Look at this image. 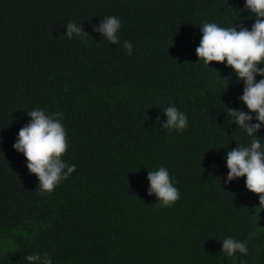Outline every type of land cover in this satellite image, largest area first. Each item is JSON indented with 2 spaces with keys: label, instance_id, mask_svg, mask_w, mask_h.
Masks as SVG:
<instances>
[{
  "label": "trees",
  "instance_id": "1",
  "mask_svg": "<svg viewBox=\"0 0 264 264\" xmlns=\"http://www.w3.org/2000/svg\"><path fill=\"white\" fill-rule=\"evenodd\" d=\"M243 3L0 0V264L33 251L53 264H240L220 251L228 235L247 241L244 264H264L259 194L243 176L223 182V156L250 139L224 123L223 104L247 111L242 82L195 54L204 22L251 26ZM108 15L120 43L93 31ZM70 20L83 38L63 36ZM170 104L188 117L180 132L160 128ZM35 107L63 113L62 158L76 165L50 194L12 148ZM161 165L180 191L170 207L147 192Z\"/></svg>",
  "mask_w": 264,
  "mask_h": 264
},
{
  "label": "clouds",
  "instance_id": "2",
  "mask_svg": "<svg viewBox=\"0 0 264 264\" xmlns=\"http://www.w3.org/2000/svg\"><path fill=\"white\" fill-rule=\"evenodd\" d=\"M242 10H247L253 18L250 27L234 26V23L224 27L217 22L199 25L202 35L195 54L208 67L210 61L223 62L225 67L231 68L236 81L242 82V94L238 100L247 111L223 104L228 117L224 123L235 124L236 129L250 139L243 145L236 143L223 156L227 169L223 182L226 184L243 176L245 188L259 194L256 207L261 210L264 209V136L257 133L264 127V0H244ZM235 13L238 16V11ZM63 26V36L69 40L74 36L83 38L87 34L75 21L70 20ZM93 31L110 44L120 43L121 20L114 15L105 16L93 26ZM123 47L131 53L129 41L125 40ZM161 113L164 117L160 122L161 129L180 132L188 126L186 114L171 104ZM26 115L29 119L19 128L12 148L23 154L26 168L35 174L40 192L50 194L76 169L75 164H69L62 158L69 146L62 122L63 113L35 107ZM157 121H160L159 116ZM146 178L148 194H154L161 206L170 207L179 200L180 191L165 166L147 171ZM219 242L225 257L235 262L239 254L240 264H244L243 257L249 252L247 241L228 235ZM24 264H53V261L47 252L33 251L24 256Z\"/></svg>",
  "mask_w": 264,
  "mask_h": 264
}]
</instances>
